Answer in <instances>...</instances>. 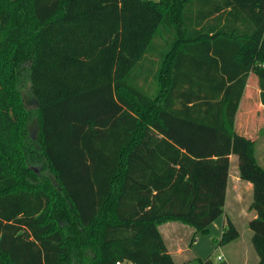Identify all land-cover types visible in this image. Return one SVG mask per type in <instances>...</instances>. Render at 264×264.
Wrapping results in <instances>:
<instances>
[{"label": "trees", "instance_id": "trees-1", "mask_svg": "<svg viewBox=\"0 0 264 264\" xmlns=\"http://www.w3.org/2000/svg\"><path fill=\"white\" fill-rule=\"evenodd\" d=\"M198 47L231 48L242 79L186 85L180 61ZM26 59L32 111L17 88ZM249 72L264 103V0H0V264H176L159 226L210 232L231 153L264 264V167L234 128ZM32 113L49 174L28 162ZM239 237L227 217L216 242Z\"/></svg>", "mask_w": 264, "mask_h": 264}, {"label": "crops", "instance_id": "crops-1", "mask_svg": "<svg viewBox=\"0 0 264 264\" xmlns=\"http://www.w3.org/2000/svg\"><path fill=\"white\" fill-rule=\"evenodd\" d=\"M186 53L194 54V57L183 56L180 61L181 65H179V69L183 72L185 71V75L181 77V80L185 81L186 85H189V81L193 79L196 82L204 81L203 85H210L212 87L220 86L222 84L230 86L234 84L235 81L241 80L243 77V72L236 74V72L238 71L237 69H239V66L234 62V58H226V56H231V53H233V50L231 48L207 49L198 47L194 48L189 52L186 50ZM208 81L209 84L207 83ZM219 98H221V96ZM180 101H182V99L177 100L178 104H180ZM217 101V99L212 100V102L214 103H217ZM200 113L201 112H198L199 115ZM213 113L214 114H212V112L210 113L211 118H219V108H215ZM234 128L237 133L255 140L256 156L258 144L260 155L262 157V161L264 162V103L262 102L261 89L258 85L257 76L254 72H249V74L247 75L244 93L240 99L239 106L235 115ZM176 132L184 133L185 130L180 127L176 129ZM261 165L264 167L263 163ZM244 182L246 184H244ZM243 186L246 190H252L253 198V185L251 182L243 180L240 177L237 155L231 153L229 177L226 189V202L224 207V213L222 214L223 218L222 220H220L221 235L226 225V218L230 216V214L226 210L228 207L230 194H233L234 203L241 202L240 194H243ZM251 202L252 199L250 201V204L248 205L249 209L251 210V217L247 219V224H249V221L257 215L256 211L250 207ZM229 218L232 220L231 217ZM169 221L180 222L189 225L179 220ZM167 222L168 221L164 222L165 232L163 230L162 236H164L163 238L166 242L168 250L173 255L174 259L176 258V256H178V263L175 259L176 264H198V262L194 263V259L197 258L196 256H192V258H187L189 246L191 243L188 244L185 240V237L183 238V235L188 234L189 230L185 226H182L180 224ZM160 225H163V223ZM211 226L212 224L210 225V231ZM165 233L168 235V238L166 237ZM208 234H210V232ZM221 235L220 237H215V240L220 239ZM195 237L196 232L194 230L191 240L193 241ZM250 237H252V231ZM238 241L239 238L224 245H219L217 243L216 245L220 246L221 249L227 250V252L223 251L221 254H219L218 258L220 259L221 257V259L226 260L229 264H249L250 260V264H256L259 260V256L256 250L254 252L251 248L241 249L239 246L230 249V247H233V245H237ZM127 264L132 263L127 262Z\"/></svg>", "mask_w": 264, "mask_h": 264}, {"label": "rangeland", "instance_id": "rangeland-1", "mask_svg": "<svg viewBox=\"0 0 264 264\" xmlns=\"http://www.w3.org/2000/svg\"><path fill=\"white\" fill-rule=\"evenodd\" d=\"M30 65L31 60L26 59L22 61L18 68V82H17V88L20 91L23 99V104L26 110L32 111L37 106L35 99L33 98V95L31 93V80H30ZM37 133V117L34 113L31 114L29 122H28V128L26 133V144H27V158L30 165L35 168L40 174L44 171L43 168L45 167L44 161L41 158V156L35 152V150L30 151L33 148V142L36 138ZM33 135V139L32 136ZM257 158L259 162L264 164L262 161V157L260 155L259 145L257 144ZM44 173L49 174V171L45 170ZM244 184H246L244 182ZM243 194L241 195V202H235L233 199V194H230V199L227 207V211L230 214L229 217L232 218L233 222L237 225L239 231H240V237L237 245H233V247H230V249L235 248L236 246L240 247L241 249H247L251 248L254 252L255 249L253 247L252 241H251V230L249 227V224H247V219L251 217V210L249 209L248 205L250 204V201L252 199V190H246L243 186L242 188ZM240 212V213H239ZM223 218V215L219 216L211 226L210 234H202V233H196L195 239L192 241V234L194 232V227L190 225H186L180 222H173L180 224L182 226H185L189 232L186 235H183V238L185 237V240L187 241L189 246V252L187 254V258H192V256H196L197 258L194 259V263L198 262V256L206 259L210 257L213 261L218 262L223 259H219L218 255L221 254L223 251L227 252L226 249H221L220 246L216 245L217 242L215 240V237H220V223ZM167 222V223H168ZM165 224L159 226L160 232L162 234L163 230L165 232ZM166 234V233H165ZM163 235V234H162ZM164 237V236H163ZM166 237L168 238V235L166 234ZM226 248V247H225ZM176 261L178 263V256H176ZM226 261V260H225ZM251 263V260L249 264ZM123 264H127V262H124Z\"/></svg>", "mask_w": 264, "mask_h": 264}, {"label": "built area", "instance_id": "built-area-1", "mask_svg": "<svg viewBox=\"0 0 264 264\" xmlns=\"http://www.w3.org/2000/svg\"><path fill=\"white\" fill-rule=\"evenodd\" d=\"M220 259H221V257H220ZM117 264H121L120 262H117Z\"/></svg>", "mask_w": 264, "mask_h": 264}, {"label": "water", "instance_id": "water-1", "mask_svg": "<svg viewBox=\"0 0 264 264\" xmlns=\"http://www.w3.org/2000/svg\"><path fill=\"white\" fill-rule=\"evenodd\" d=\"M37 105V104H36ZM37 171V170H36ZM38 172V171H37Z\"/></svg>", "mask_w": 264, "mask_h": 264}]
</instances>
